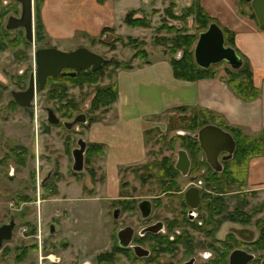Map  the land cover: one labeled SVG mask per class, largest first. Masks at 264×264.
Masks as SVG:
<instances>
[{"label":"rangeland","instance_id":"1","mask_svg":"<svg viewBox=\"0 0 264 264\" xmlns=\"http://www.w3.org/2000/svg\"><path fill=\"white\" fill-rule=\"evenodd\" d=\"M127 1L130 2L129 5L134 2L133 0ZM191 1L164 0L163 3L156 5L159 8L155 9L154 15H151V10L145 8L147 13L141 16L150 22L148 28H131L122 21L121 29H119L121 31L118 34L142 41L144 44L139 47L145 49V58L131 60L134 50L126 45L125 40L117 42L115 49L109 50L107 46L99 43L82 42L79 39L74 40L71 45L60 44V46L51 45L44 39L38 43L26 45L25 51L22 47L18 48L20 42L16 40L14 42L16 45L9 44V47L0 51V79L4 82L7 79L10 84L16 70L21 69L23 65L26 66L27 71L30 68L33 70V52L36 48L45 46H54L64 51L85 47L104 58L116 60L121 65L129 62L130 64L132 62L142 63L148 58H156V55L160 57L163 55L168 60L167 48L157 39L163 36L168 37L169 34L165 30L157 29L164 21L168 25L177 27L181 23L168 18L164 9L169 6L175 14H179L183 8L190 5ZM242 9L249 12L247 6L242 5ZM185 27L189 33L197 32L191 17L186 20ZM8 35L11 37L12 33ZM113 38V36H103L105 42H110ZM21 54L24 55L23 61L19 60ZM175 57H179V53ZM216 66L224 71L226 65L219 63ZM111 68L112 65H109L106 69ZM119 69L122 67L117 68ZM49 83L50 88L56 86ZM99 83H107V78ZM65 86L67 87V99L77 105L76 109H72L74 113L72 116L84 113L88 117L89 102L94 94V87L80 88L68 82ZM48 88L46 87L40 95L35 96L29 115L20 108L14 111L9 110L7 108L10 101L9 96L6 91L0 92V226L7 224L10 216H13L15 223L12 238L4 242L0 249V264H44L53 263L57 258L60 259V263H97L95 262L96 256L107 252L106 250L110 248V230L117 227L116 223L108 224V230L105 231L104 218L108 216L110 199L102 197H115L118 194V186L114 188L117 193L114 192L111 195L113 187L106 188L105 185L102 186V183L97 185L96 182H91L87 171L73 175L70 152L76 147V140L83 138L85 126L77 124L67 130L60 124L51 125L46 121V107L52 108L61 122L72 120V117L64 116V113L70 112V106L61 107L57 99L51 96L50 88ZM7 89H9L8 86ZM47 93L50 94L49 98ZM173 113L174 115L167 114L160 117V129H152L145 137L147 155L144 164L148 165L135 171L133 169L136 168H132L133 166L121 169L118 182L122 185L121 190L125 195L143 197L151 194L149 186L154 184L155 178L150 176L155 172L151 166L159 163L163 156H169L167 141L170 139L171 132L175 130H181L183 133L189 132L190 128L194 127L195 123L192 121L194 113L188 110L184 113L179 111ZM153 119L156 121L159 117L155 116ZM169 128L172 130H168ZM198 128L199 126L191 131L196 132ZM174 146L179 148L178 145ZM13 149L19 154V158L23 159H21V164L17 163L15 154L12 153ZM170 158L174 161V154ZM254 158L258 160L259 167L255 166L253 170H256L258 174H263L264 171L259 169L264 170L263 160L258 157ZM254 158L247 162L245 173V190H253L245 195L257 196L252 200V205L259 203L260 197L264 198V183L247 182L249 164ZM100 161H102L101 157H95L90 164L96 171L95 180L97 182L99 180L102 182L103 179ZM144 180L147 186L141 187V182ZM48 181L55 182L57 187L55 195L49 192L50 188L49 190L45 188ZM50 223H53V232H50ZM112 257L114 258L110 263H127L122 255L113 254Z\"/></svg>","mask_w":264,"mask_h":264},{"label":"flooded vegetation","instance_id":"2","mask_svg":"<svg viewBox=\"0 0 264 264\" xmlns=\"http://www.w3.org/2000/svg\"><path fill=\"white\" fill-rule=\"evenodd\" d=\"M34 5L35 0H32L34 16L32 42H29L22 26L6 28L9 17L20 18V3L16 0H0V40L7 47L19 40L18 48L22 47L25 51L26 45L40 42L35 34ZM15 23L14 20L10 22ZM9 33H12L11 37ZM46 47L49 46L34 50L33 61L35 51ZM23 57V54L19 55V60L23 61ZM34 68L27 71L23 65L17 69L10 84L7 79L5 82L0 79V92L6 91L10 99L7 105L9 110L20 108L29 115L35 96L40 95L48 84L52 76L47 77L43 89L34 93L28 104L21 105L15 100L16 93L27 89ZM62 71L71 70L65 68ZM82 125L87 126V123ZM194 133H183L181 130L171 132L167 141L169 156H163L159 163L151 166L155 169L150 175L155 177L154 184L149 186L151 194L143 197L125 195L118 182V194L115 197H102L110 199L109 218H104L105 231L108 230V224L116 223L117 227L110 230V248L106 250L108 257L92 264H118L110 263L114 258H109L112 253L124 257L127 263L121 264L264 263V198L260 197L259 203L252 205V200L257 196L245 195L253 190H245V184L241 186L234 180L235 165L227 163L232 156L227 158L228 154L221 152L218 155L219 163L206 162L199 141L192 136ZM185 135L188 138H183ZM179 149L185 151L189 161L185 174L181 172V169L186 168L185 164L176 165ZM12 153L18 154L15 149ZM173 154L174 161L170 158ZM167 160L168 163L164 162ZM146 165L142 163L132 168H136L133 171L140 170ZM141 184V187L147 186L145 180ZM53 223L49 224L50 229ZM9 240H3L0 249ZM44 264L78 263H60L57 258L53 263Z\"/></svg>","mask_w":264,"mask_h":264},{"label":"crops","instance_id":"3","mask_svg":"<svg viewBox=\"0 0 264 264\" xmlns=\"http://www.w3.org/2000/svg\"><path fill=\"white\" fill-rule=\"evenodd\" d=\"M133 1L129 5L127 0H41L39 14L46 41L54 46L71 45L76 39L88 42V38L98 37L104 28L112 29L116 36L120 34L122 18L127 11L138 9V15H143L147 13L146 9L159 8L156 5L164 2ZM199 2L220 27L234 32V48L248 60L253 84L260 94L252 101L237 98L227 87L225 72L220 67L221 70L213 78L196 81L175 79L167 57L163 55L148 58L140 65L132 62L131 68L117 70L116 101L101 120L90 124L83 133L86 143L103 145L104 153L100 161L103 180L96 183H102L106 188L113 187L111 195L116 193L114 188L117 187L121 169L146 161L147 133L160 129V117L172 114L175 108L214 112L229 125L237 126L250 135H257L264 129V29L240 12L237 0ZM155 116L159 117L156 121L153 119ZM258 158L263 160L264 165V156ZM257 162L254 158L249 164L248 183H264V173L258 174L253 170V167H259Z\"/></svg>","mask_w":264,"mask_h":264},{"label":"trees","instance_id":"4","mask_svg":"<svg viewBox=\"0 0 264 264\" xmlns=\"http://www.w3.org/2000/svg\"><path fill=\"white\" fill-rule=\"evenodd\" d=\"M103 0H98V2H102ZM239 5L240 12L253 19L256 23V17L251 10V7L244 0H237ZM41 0H35V34L38 41H43L46 38V34L44 32V27L40 19L39 8H40ZM242 5L247 6L249 8V12L242 9ZM156 12L155 9L150 11L151 15H154ZM4 13V12H3ZM2 13V14H3ZM138 9H130L127 11L122 21L129 27H141L148 28L150 27V22L144 16H136L138 15ZM165 15L168 18L178 21L181 23L179 27L175 25H168L167 22L161 23L157 30H165L169 35L168 37H158V42L167 48L168 62L172 69V74L175 79L183 80V81H196L204 78H213L217 76L219 71L216 65H211L206 69L198 67L193 59V45L197 38V32L203 31L207 28L208 24L216 21L211 18L205 10L201 7L199 0H192L190 5L183 8L179 14H175L171 7H166L164 9ZM191 17L192 21L197 30L196 33H189L186 30L185 23L186 20ZM258 24V23H257ZM260 29H264V27L258 25ZM224 37V43L227 46H231L234 48V32L228 30L227 28L221 27ZM112 29L104 28L102 29L100 35L96 38H88L91 43H99L101 45L107 46L109 50L115 49L116 43L120 41H124L126 45L130 46L134 52L131 55L132 59H142L145 58L146 51L145 49H141L139 46L143 45L142 41L137 40L133 37H123L120 35L114 36ZM108 34V35H107ZM114 37L110 42H105L103 40V36ZM19 42V40H18ZM7 45L4 44L3 41L0 40V51L5 49ZM235 49V48H234ZM237 52V51H236ZM179 53V57H175ZM238 53V52H237ZM242 59V66L237 70H232L229 67L224 68L226 77L224 78L227 87L231 92L239 99L244 101H252L256 99L260 91L253 84L252 78V70L248 63V60L238 53ZM129 59V60H130ZM130 60V61H131ZM147 62V60H146ZM109 65H112V68L107 70ZM140 65V63H138ZM131 64L124 63L120 64L116 60H111L109 63L103 64L100 68L95 71H91L89 67L84 69H77L75 71L74 76H56L50 77L48 80L51 82V85H56L55 87L50 88V83L45 86L50 88V94L53 98H56L57 101L61 104V107L70 106V112L68 114L64 113V116L68 118L73 117L74 114L72 109H76L77 105L67 98V87L65 83H71L75 87L83 88L84 86H93L94 94L89 102V116L87 117V127L101 120L103 115L108 111V109L112 106V104L117 99V87L115 81V75L118 67H122V69L131 68ZM104 78H107V83H99ZM44 88V89H45ZM48 88V89H49ZM43 92V91H42ZM50 94L47 93L49 98ZM63 101V102H62ZM191 111L193 114L192 121L195 123L194 127L192 126L189 131L192 129L195 130L197 126L204 125L207 123H214L216 125H220L224 129H226L233 137L235 141V149L232 154L231 160L227 161V163L234 164V180L237 181L241 186L245 184V173L246 166L249 159L254 157H259L264 155V129H262L257 135H250L245 133L241 128L237 126L229 125L221 115H218L214 112L199 109V108H189V107H178L173 109V112H182ZM167 115V114H166ZM174 115V113L169 114ZM168 130H172L169 128ZM183 138H188L186 135ZM186 146V145H185ZM188 147V146H186ZM103 145L101 143L96 142H88L86 144L85 154H84V171H87L91 177V182H96L95 180V169L92 164V161L95 157L103 156ZM19 154H15V159L18 164H21L22 161L18 156ZM23 160V159H22ZM168 163L169 161H164ZM86 165V166H85ZM89 166V167H88ZM86 169V170H85ZM126 169V168H125ZM72 171V170H71ZM122 171V170H121ZM73 172V171H72ZM77 175V173L73 172V175ZM80 174V173H78ZM103 180V179H102ZM100 181V180H99ZM46 183V182H45ZM44 184V183H43ZM50 185V187H48ZM45 188H50L49 192L51 194L57 193V187L54 181H51L45 184ZM113 256V253H112ZM111 256V257H112ZM108 257V252L99 253L95 260L96 262H100L102 259ZM110 258V257H109Z\"/></svg>","mask_w":264,"mask_h":264},{"label":"water","instance_id":"5","mask_svg":"<svg viewBox=\"0 0 264 264\" xmlns=\"http://www.w3.org/2000/svg\"><path fill=\"white\" fill-rule=\"evenodd\" d=\"M16 1L21 5L20 18L13 19V17H9V23L6 25V28L11 29L22 26L25 29L26 38L29 42H32V0ZM244 1L250 5L258 24L264 27V0ZM12 20L16 21V23L10 24ZM193 59L195 64L203 69L224 62L230 69L237 70L243 64L240 55L236 53L235 49L225 45L223 32L215 22L209 23L205 30L198 32L193 46ZM111 60V58L106 59L85 47H76L70 51L59 50L55 47L39 48L34 54L35 68L28 87L23 92L16 93L14 95L15 100L21 105L28 104V101L33 98L34 93L43 89L47 77L74 76L75 70L86 67H89L91 71H95ZM65 68L71 71H62ZM46 121L51 125H57L60 122L54 110L50 107L46 108ZM86 121V115L79 113L72 120L62 121L61 123L65 129L70 130L75 124L86 123ZM192 136L199 141L200 149L206 158L205 160L210 164L219 163L218 155L221 152H225L228 154L227 158H230L235 149V141L231 134L214 124L201 126ZM85 149L86 142L82 138H78L76 140V147L71 150V169L75 173H81L84 170ZM179 163L185 164L186 168L181 169V172L185 174L189 161L185 151L181 149L177 151V167ZM14 225L13 217H11L8 224L0 226V245L3 240L11 238ZM50 232H53L52 228Z\"/></svg>","mask_w":264,"mask_h":264}]
</instances>
